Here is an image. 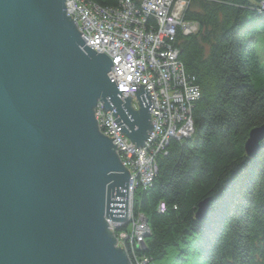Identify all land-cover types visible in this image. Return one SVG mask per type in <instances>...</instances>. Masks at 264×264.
Listing matches in <instances>:
<instances>
[{
  "label": "water",
  "instance_id": "1",
  "mask_svg": "<svg viewBox=\"0 0 264 264\" xmlns=\"http://www.w3.org/2000/svg\"><path fill=\"white\" fill-rule=\"evenodd\" d=\"M81 36L65 0H0V264H129L105 218L125 220L130 172L94 109L140 148L152 104L140 83L123 98L111 59ZM263 139L264 124L250 130L248 158Z\"/></svg>",
  "mask_w": 264,
  "mask_h": 264
},
{
  "label": "trees",
  "instance_id": "2",
  "mask_svg": "<svg viewBox=\"0 0 264 264\" xmlns=\"http://www.w3.org/2000/svg\"><path fill=\"white\" fill-rule=\"evenodd\" d=\"M262 1L185 0L183 19L197 30L176 45L200 98L192 138L168 140L151 187L134 193L133 213L149 228L141 254L152 264H264V139L254 159L244 153L250 130L264 124Z\"/></svg>",
  "mask_w": 264,
  "mask_h": 264
},
{
  "label": "built area",
  "instance_id": "3",
  "mask_svg": "<svg viewBox=\"0 0 264 264\" xmlns=\"http://www.w3.org/2000/svg\"><path fill=\"white\" fill-rule=\"evenodd\" d=\"M261 5L263 9L264 2ZM185 7L184 0H139L137 3L120 0L114 7L90 0H65L66 16L77 23L84 44L97 53L103 51L111 59L116 71L110 70L108 79L114 82L123 98L134 99L135 84L139 83L150 95L153 127L140 148L118 130L110 110L105 111L101 103L94 109L98 131L104 137H114L111 143L117 145L115 152L130 172L126 218L122 222H108L111 231L122 227L118 234L112 233L118 244V238L124 240L120 245L128 255L129 264H152L145 256L137 260L134 252L149 232L144 217L134 216V193L151 187L158 171L156 158L165 153L166 141L188 139L194 133L191 110L200 97V90L186 75L176 45L178 35L188 37L197 30L194 22L182 20ZM132 108L136 110L135 102ZM164 210L165 205L160 203L158 211Z\"/></svg>",
  "mask_w": 264,
  "mask_h": 264
},
{
  "label": "rangeland",
  "instance_id": "4",
  "mask_svg": "<svg viewBox=\"0 0 264 264\" xmlns=\"http://www.w3.org/2000/svg\"><path fill=\"white\" fill-rule=\"evenodd\" d=\"M181 1H183V0H181ZM185 1V0H184ZM262 2H264V1H262ZM260 6V11H264V8L262 9L261 8V4L259 5ZM187 7V6H186ZM185 7V8H186ZM182 20L184 21V19L182 18ZM73 21V20H72ZM186 21V20H185ZM73 23L75 24V26H76V28L78 27L77 26V23L76 22H74L73 21ZM79 28V27H78ZM78 28H77V30H78ZM260 41H262V43H261V50L263 51V53H262V55H261V61L264 63V38H262L261 39V37H260ZM96 52V51H95ZM180 55V54H179ZM107 77H108V74H107ZM200 98V97H199ZM199 100V99H198ZM132 107H133V104H132ZM249 134V133H248ZM125 136V135H124ZM193 136V135H192ZM192 136L190 137V138H192ZM126 137V136H125ZM176 137H178V136H175V138ZM127 138V137H126ZM190 138H188V139H190ZM248 138V137H247ZM184 139H187V138H176V139H173V138H171V140H176V141H181V140H184ZM127 140H128V138H127ZM168 140H170V139H168ZM167 140V141H168ZM247 140V139H246ZM129 141V140H128ZM166 141V142H167ZM130 142V141H129ZM245 143H246V141H245ZM245 143H244V153H245V155H246V151H245ZM165 150H166V147H165ZM260 150V149H259ZM257 154H258V152H257ZM256 154V155H257ZM161 155H163V154H161ZM256 155H255V157H256ZM160 156V155H159ZM255 157H253V158H249V159H254ZM135 216V215H134ZM136 216H138V215H136ZM135 216V217H136ZM105 221H106V223H107V225H108V222H112V223H117V222H115V221H111V220H108L107 218H105ZM146 221V220H145ZM130 229V227H128V230ZM107 230L108 231H110V229H109V225L107 226ZM123 229H122V227H120V228H115L114 229V231H112L113 233H115V234H118L120 231H122ZM112 233V235H114ZM146 236H147V234H146ZM145 236V237H146ZM115 238V241H116V244H115V247H119L120 249H122L123 247L120 245V244H122V243H124V240H122L121 238H118V242H119V244L117 243V238L116 237H114ZM145 239V238H144ZM129 241V240H128ZM144 241V240H143ZM144 243V242H143ZM143 243H141L139 246H140V248H137V250L136 251H134L135 252V255H136V259L137 260H140V259H142V251H144V250H142L141 249V245L143 244ZM145 245V244H144ZM123 251H124V253H125V255L127 256V258H128V255H127V253H126V251H125V249L123 248ZM131 252V249H130V251L128 252V254Z\"/></svg>",
  "mask_w": 264,
  "mask_h": 264
},
{
  "label": "bare ground",
  "instance_id": "5",
  "mask_svg": "<svg viewBox=\"0 0 264 264\" xmlns=\"http://www.w3.org/2000/svg\"><path fill=\"white\" fill-rule=\"evenodd\" d=\"M91 48V47H90ZM93 49V48H92Z\"/></svg>",
  "mask_w": 264,
  "mask_h": 264
}]
</instances>
